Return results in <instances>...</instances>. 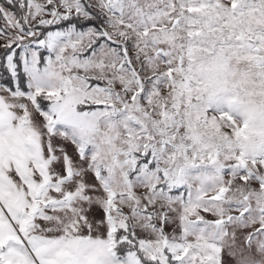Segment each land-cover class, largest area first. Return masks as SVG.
Here are the masks:
<instances>
[{
  "label": "snow or ice",
  "instance_id": "1",
  "mask_svg": "<svg viewBox=\"0 0 264 264\" xmlns=\"http://www.w3.org/2000/svg\"><path fill=\"white\" fill-rule=\"evenodd\" d=\"M0 264H264V0H0Z\"/></svg>",
  "mask_w": 264,
  "mask_h": 264
}]
</instances>
